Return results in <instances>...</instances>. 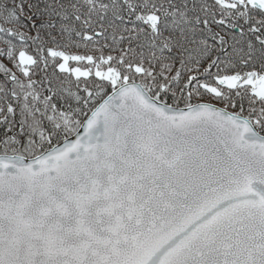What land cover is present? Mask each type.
<instances>
[{"label": "snow or ice", "instance_id": "snow-or-ice-1", "mask_svg": "<svg viewBox=\"0 0 264 264\" xmlns=\"http://www.w3.org/2000/svg\"><path fill=\"white\" fill-rule=\"evenodd\" d=\"M0 264H264V0H0Z\"/></svg>", "mask_w": 264, "mask_h": 264}]
</instances>
